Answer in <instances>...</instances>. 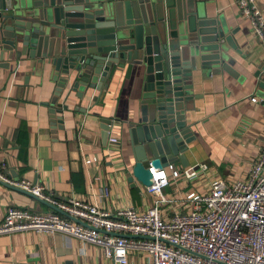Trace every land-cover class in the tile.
Segmentation results:
<instances>
[{
  "label": "crops",
  "instance_id": "0c3cea01",
  "mask_svg": "<svg viewBox=\"0 0 264 264\" xmlns=\"http://www.w3.org/2000/svg\"><path fill=\"white\" fill-rule=\"evenodd\" d=\"M256 2L264 13V0ZM206 11L224 28L226 42L221 63L204 69L195 82V97L185 113L194 135L186 151L188 165L178 162L173 168L206 163L209 170L193 181L172 176L165 191L177 198L216 178L245 179L264 147V45L235 0H212ZM36 62L28 54L17 57L16 50L0 57V161L6 174L44 184L46 193L62 200L98 202L113 214L130 205L140 210L153 205L146 186L129 180L135 164L129 123L140 116L144 102V67L129 65L105 89L90 88L82 96L64 88L54 124L50 102L56 82ZM102 118L115 120L110 137L118 138V145H109V139L104 143ZM11 186L0 180V221L10 206L52 211L39 197ZM167 208L171 213L177 205ZM0 264L116 263L90 242L63 232L29 230L0 235ZM128 264L153 263L146 254L131 251Z\"/></svg>",
  "mask_w": 264,
  "mask_h": 264
},
{
  "label": "water",
  "instance_id": "95a60500",
  "mask_svg": "<svg viewBox=\"0 0 264 264\" xmlns=\"http://www.w3.org/2000/svg\"><path fill=\"white\" fill-rule=\"evenodd\" d=\"M210 1L0 0V57L16 50L17 57L28 54L49 69L56 82L50 102L54 124L64 88L79 96L90 88L100 91L118 71L143 66L144 102L129 123L135 160L129 180L150 186V165H188L194 135L186 107L200 73L222 61L226 33L216 18L206 16ZM114 121L102 118L104 143Z\"/></svg>",
  "mask_w": 264,
  "mask_h": 264
},
{
  "label": "built area",
  "instance_id": "2783aa9c",
  "mask_svg": "<svg viewBox=\"0 0 264 264\" xmlns=\"http://www.w3.org/2000/svg\"><path fill=\"white\" fill-rule=\"evenodd\" d=\"M235 2L264 45V13L256 0ZM118 144V138L109 137V145ZM173 165H150L153 183L146 191L154 197L153 205L145 210L130 205L113 214L98 202L76 197L62 200L46 193L44 184L14 180L0 161L1 181L67 213L10 206L0 221V235L29 230L63 232L100 246L116 264H128L131 251L146 254L153 264H264V147L245 179L229 184L216 178L209 181L207 191L199 190L202 186L181 198L165 191L171 177L183 175L193 181L209 167L196 163L178 171ZM172 204L177 208L170 213L167 207Z\"/></svg>",
  "mask_w": 264,
  "mask_h": 264
},
{
  "label": "rangeland",
  "instance_id": "374dc122",
  "mask_svg": "<svg viewBox=\"0 0 264 264\" xmlns=\"http://www.w3.org/2000/svg\"><path fill=\"white\" fill-rule=\"evenodd\" d=\"M229 184H231L232 183V181H228V180H226ZM195 188H197L198 186H194ZM208 190V188L207 187H204V188H201V191H203V192H205V191H207Z\"/></svg>",
  "mask_w": 264,
  "mask_h": 264
}]
</instances>
